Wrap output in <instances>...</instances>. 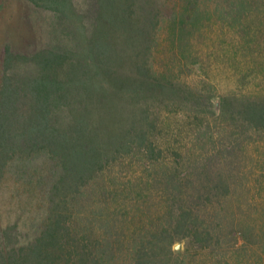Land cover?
<instances>
[{"label": "trees", "instance_id": "obj_1", "mask_svg": "<svg viewBox=\"0 0 264 264\" xmlns=\"http://www.w3.org/2000/svg\"><path fill=\"white\" fill-rule=\"evenodd\" d=\"M27 1L52 38L4 47L0 264H179L175 242L211 232L197 202L226 185L207 186L215 156L193 168L190 137L225 153L264 132V0ZM16 163L36 166L17 188L30 232L1 221Z\"/></svg>", "mask_w": 264, "mask_h": 264}, {"label": "rangeland", "instance_id": "obj_2", "mask_svg": "<svg viewBox=\"0 0 264 264\" xmlns=\"http://www.w3.org/2000/svg\"><path fill=\"white\" fill-rule=\"evenodd\" d=\"M52 26V14L29 1L0 0V80L5 44L10 42L16 50L31 52L50 43ZM214 69L219 74L217 84L221 89L234 86L232 76L228 75L229 68L222 71L214 64ZM239 133L234 151L225 153H212V141L208 138L202 141L208 143L209 151L202 149L193 135L189 139L195 152L193 168L200 171L205 158L215 156L209 166L211 174L207 186L213 188L222 177L226 185L221 190L222 195L205 192L204 199L197 202L204 213L202 221L210 226L211 232L207 243L198 240L190 244L184 239L175 242L174 250L182 252L179 264H264V132ZM231 140L227 135L218 141L223 147L224 144L231 146ZM19 166V163L14 164L7 176L1 221L7 223L21 216L22 228L30 232L35 213L29 211L22 216L19 201L27 198V193L18 197L17 188L34 181L31 174L36 166ZM198 178L196 175L195 179ZM246 226L251 230L246 231Z\"/></svg>", "mask_w": 264, "mask_h": 264}, {"label": "water", "instance_id": "obj_3", "mask_svg": "<svg viewBox=\"0 0 264 264\" xmlns=\"http://www.w3.org/2000/svg\"><path fill=\"white\" fill-rule=\"evenodd\" d=\"M177 248H179V244L177 245Z\"/></svg>", "mask_w": 264, "mask_h": 264}]
</instances>
